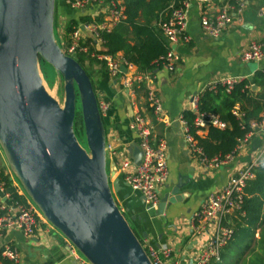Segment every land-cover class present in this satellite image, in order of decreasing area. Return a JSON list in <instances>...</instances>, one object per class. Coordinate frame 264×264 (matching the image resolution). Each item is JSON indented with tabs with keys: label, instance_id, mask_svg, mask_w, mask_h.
<instances>
[{
	"label": "water",
	"instance_id": "1",
	"mask_svg": "<svg viewBox=\"0 0 264 264\" xmlns=\"http://www.w3.org/2000/svg\"><path fill=\"white\" fill-rule=\"evenodd\" d=\"M54 19L55 0H0V148L23 193L87 261L152 264L113 196L128 187L107 174L106 130L91 78L62 51ZM41 61L63 80L62 105L43 84ZM78 100L87 148L75 133ZM132 159L140 165L138 148ZM188 184L180 178L167 187L158 216L189 197L182 192Z\"/></svg>",
	"mask_w": 264,
	"mask_h": 264
},
{
	"label": "built area",
	"instance_id": "2",
	"mask_svg": "<svg viewBox=\"0 0 264 264\" xmlns=\"http://www.w3.org/2000/svg\"><path fill=\"white\" fill-rule=\"evenodd\" d=\"M200 2L205 5L200 16V26L203 33L211 38H218L230 26L232 13L239 16V20L242 21L241 18L247 7V0H200ZM216 2H219V5L213 7L211 4ZM64 3L71 11L77 13V17L88 16L90 19L87 21L77 19L71 31L67 35L65 33L62 35V51L71 57L80 54L87 60L95 59L103 62L109 76L113 79L120 76L122 88L127 90L131 96L134 112L130 127L135 133L136 146L141 152V163L135 165L130 155H124L115 162L116 175L127 185L132 194L143 198V205L147 211L156 212L160 202L159 191L167 184L169 178L167 143L164 139L155 137L153 127V123H169L162 101L157 97L155 82L158 77L155 72L140 71L119 54L108 55L98 52L104 50L101 34L110 32L124 19L122 0H64ZM188 8V0H182L177 7L172 8L165 19L158 23V28L169 49L156 62V65L169 73L175 71L180 59L176 50L171 49L170 46L188 40L186 35ZM257 16L264 20V6L258 9ZM60 27L64 29L65 25L61 23ZM240 60L243 63H258L264 60V42L251 43L242 52ZM122 67L125 68L124 72ZM241 81L237 78L223 76L211 83L207 90L216 92L218 88H223L226 93H230ZM139 92L143 93L141 100H138ZM200 97V94L195 95L191 101V112L195 114L193 125L196 134L202 135L210 127L224 130L227 125L217 114L200 110ZM109 105L104 100L98 102L101 115L107 112ZM148 111L151 113V120L145 115ZM233 114L237 117L241 116L237 108L233 110ZM183 127L188 150L194 155L201 168L212 170L231 162L234 156L246 146L253 133L264 132V113L261 114L260 121L250 123L251 132L240 141L235 153L226 156L223 160L207 159L189 132L185 121H183ZM259 166H264V146L221 189L211 192L192 215L188 224L191 236L197 241L204 235L206 238L198 254L193 256L187 264H207L211 259L220 261V250L233 235L230 218L241 210L244 188L247 182L254 177L253 171ZM5 176L12 180L16 192L24 200L14 201L5 191V182L0 177V191L7 200L6 203L0 202V242L11 230L20 231L29 238L40 231H47L51 228L22 189L14 184L11 171ZM120 209L125 212L123 208L120 207ZM66 243L69 252L78 264H91L79 257L75 247L68 240ZM144 244L148 248V256L152 264H181L182 250L179 247L170 246L157 249L147 240H144ZM159 253L163 255L165 261L160 259ZM5 260L10 261L11 264H19L18 251L8 244L3 245L0 250V264H3Z\"/></svg>",
	"mask_w": 264,
	"mask_h": 264
},
{
	"label": "crops",
	"instance_id": "3",
	"mask_svg": "<svg viewBox=\"0 0 264 264\" xmlns=\"http://www.w3.org/2000/svg\"><path fill=\"white\" fill-rule=\"evenodd\" d=\"M263 4L264 0H247L242 21L239 20V16L232 13L230 26L218 38H211L203 33L200 26V16L205 5L200 0H188L186 28L188 40L180 41L175 46L180 57L177 69L173 74L164 69L154 71L160 81L157 90L169 121L168 124L153 123L155 137L164 139L168 147L169 178L167 184L159 191L160 198L169 190L167 187L171 188L180 178H183V182L189 183L182 192L190 195L183 202L167 208L164 217L158 216L156 213L158 210L147 211L145 206L137 202L138 196L129 190L121 193V197L125 210L127 207L135 209V213L128 214L142 238L157 249L179 247L182 250L181 264H187L198 254L206 238L204 235L199 241L192 236L187 239L186 226L192 215L211 192L221 189L264 146V132H255L231 162L212 170H205L199 166L186 146L182 119L184 112L191 111L192 98L198 94L202 95L218 78L227 76L251 80L255 73L264 72V60L253 65L240 60L242 52L251 43L264 42V20L256 14L257 8ZM211 5L216 7L219 2ZM118 54L122 56V53ZM89 70L98 83L100 98L110 104L102 117L106 130L110 176L114 182L118 178L115 162L124 155L132 157L134 148H137L135 133L130 127L134 109L128 91L121 87V82L109 76L104 66L92 64ZM142 95V92L138 93V100L142 99ZM236 108L240 110L239 105L234 107ZM145 115L151 120L150 111ZM206 132L202 135L204 136ZM8 172L10 169L0 155V173L6 175ZM13 181L16 185L14 177ZM126 195H129L128 199H125ZM0 202H7L1 191ZM133 217L135 219H132ZM7 244L18 251L19 264H78L67 248L66 238L52 228L40 231L29 238L20 231L11 230L0 242V250ZM5 262L11 264L8 260Z\"/></svg>",
	"mask_w": 264,
	"mask_h": 264
},
{
	"label": "trees",
	"instance_id": "4",
	"mask_svg": "<svg viewBox=\"0 0 264 264\" xmlns=\"http://www.w3.org/2000/svg\"><path fill=\"white\" fill-rule=\"evenodd\" d=\"M122 1L124 19L110 32L101 34L104 50L98 52L108 55L122 53L123 58L140 71L154 72L161 69L156 62L167 53L169 47L161 35L158 23L182 0ZM69 15L71 18L64 28L66 35L77 19L84 21L90 19L88 16L74 17L71 13ZM81 57L79 60L76 59L79 64L86 59L83 55ZM87 64L105 67L103 62L95 59L87 61ZM252 85L259 90H252ZM236 105L240 108L239 117L233 114ZM199 108L201 111L217 114L227 127L224 130L210 127L203 136L195 132L194 113L186 111L182 119L205 157L209 160L213 158L223 160L235 153L240 141L251 132L250 123L260 121V116L264 113V72H257L251 80L244 79L237 83L230 93H226L223 88H218L216 92L206 90L200 97ZM76 115L80 118L83 130L81 111L79 110ZM253 174L254 177L244 188L241 210L230 218L232 238L220 250V261L211 259L207 264H264V166L256 168ZM0 176L5 182V191L13 200L23 201V197L16 192L12 180L3 173H0ZM2 263L10 264L5 261Z\"/></svg>",
	"mask_w": 264,
	"mask_h": 264
},
{
	"label": "rangeland",
	"instance_id": "5",
	"mask_svg": "<svg viewBox=\"0 0 264 264\" xmlns=\"http://www.w3.org/2000/svg\"><path fill=\"white\" fill-rule=\"evenodd\" d=\"M264 6V4L262 5ZM261 7V6H260ZM258 7L257 10H256V14H257V11L258 9L260 8ZM72 14V16H77V13L74 12V11H71V10H68L67 6L64 4L63 0H55V19H54V34H55V38H56V41L57 43L62 46V35L65 33V29H61L60 27V24L63 23L65 26L69 23V18L70 15L69 13ZM64 48V47H63ZM74 59H80L82 58L80 54H75L74 56H72ZM87 59L84 58V62H81L83 68L86 70V72L88 73V75L90 76L91 78V81H92V85H93V89H94V92H95V95L97 97V100L98 102L100 100H102V98H100L99 96V93H98V83L96 81V79L94 78L93 74L90 72L89 70V66L87 64ZM251 65H253L254 63L251 62L249 63ZM106 69V68H105ZM177 69V67L175 68V70ZM40 71H41V76H42V79H43V84L46 88V90L48 91V93L55 99L59 102L60 105H62L63 103V96H64V90H63V80L62 78L56 74V72L53 70V68H51L48 64L44 63L43 61H41L40 63ZM175 72V71H174ZM174 72L172 73H169V74H173ZM115 80H118L120 82V76H118L117 78H115ZM160 85V81H159V78L158 80L155 82V87L156 89L159 87ZM122 87V86H121ZM157 97L161 100V97L158 93V90H157ZM80 110V102L79 100L77 101V104H76V113H78ZM77 116V115H76ZM79 117V116H78ZM78 117H75V133H76V136L78 138V141L79 143L84 147V148H87L86 146V141H85V136H84V129L82 130L81 128V121H80V118ZM0 155L4 158V155H3V152L0 148ZM5 159V158H4ZM6 162V160H5ZM7 163V162H6ZM8 166V165H7ZM106 171H107V174L109 175L110 177V162L109 160H107V166H106ZM13 175V174H12ZM14 177V180L17 182V185L19 187H21L22 191L25 193L24 189L22 188V186L20 185L19 181L17 180V178L13 175ZM110 181L112 183V180L110 178ZM111 189H112V184H111ZM129 190L131 192V190L129 188L126 189V191ZM113 191V189H112ZM26 194V193H25ZM113 196H114V199L116 201V203L124 209V204L122 203L123 202V199L121 197V193H114L113 192ZM29 198V197H28ZM30 199V198H29ZM31 200V199H30ZM32 202V201H31ZM33 203V202H32ZM144 206V205H142ZM36 207V206H35ZM37 208V207H36ZM38 209V208H37ZM125 210V209H124ZM153 212V211H151ZM124 216L126 218V220L128 221L130 227L135 231V233L137 234L141 244L143 245V248L145 250V252L148 254V248L147 246L144 244V239L142 238V236L138 233V231L136 230L135 228V225H134V222L131 220V217L128 213L124 212ZM232 222V221H231ZM231 222H230V226L232 228V225H231ZM51 226V225H50ZM184 227V226H183ZM187 229H186V234H187V239H190L191 238V232H190V229H189V226L187 225L186 226ZM52 230L54 231H57L53 226H51ZM59 232V231H57ZM256 237H258V234H256ZM77 251V250H76ZM77 254L79 255V257L82 259V260H86L78 251H77ZM159 257L161 260L165 261V259L163 258V255L161 253H159Z\"/></svg>",
	"mask_w": 264,
	"mask_h": 264
}]
</instances>
